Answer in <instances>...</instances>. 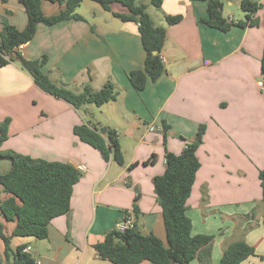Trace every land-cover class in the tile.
Returning <instances> with one entry per match:
<instances>
[{
  "label": "crops",
  "instance_id": "crops-1",
  "mask_svg": "<svg viewBox=\"0 0 264 264\" xmlns=\"http://www.w3.org/2000/svg\"><path fill=\"white\" fill-rule=\"evenodd\" d=\"M155 25L166 28L161 52L164 72L143 90L129 80V72L142 69L146 53L138 24L123 21L113 12H126L120 2L111 10L93 0L78 8L82 19L53 25L40 23L33 39L19 51L43 60L42 70L56 83L75 91L90 82L100 89L111 79L118 90L115 100L102 106L86 105L100 127L119 134L125 162L106 160L101 152L74 132L86 115L63 98L41 89L18 62L0 66V123L10 119L8 138L1 148L34 158L85 166L74 185L71 210L54 217L48 236H15L12 246L26 244L37 264H115L104 259L95 244L122 222L127 211L139 216L136 227L155 233L167 244L162 207L153 179L164 173L166 149L179 154L205 125L197 149L201 166L188 199L193 234H211L190 264H219L225 247L236 240L253 245L257 255L241 264H264V190L259 171L264 168V87L261 59L264 51V0L256 13L259 26H232L227 31L206 25L208 3L203 0H164L155 7L143 0ZM241 0H223V14L245 18ZM45 15L59 13L58 1L42 0ZM7 11H10L8 13ZM182 15L175 24L165 15ZM22 30L28 23L19 0H0L2 18ZM169 128L164 137V125ZM155 155V161H143ZM138 162L133 168L130 166ZM12 161L0 158V175ZM7 197L0 185V203ZM6 234L15 221L1 214ZM0 237V264H7ZM141 264H156L144 260Z\"/></svg>",
  "mask_w": 264,
  "mask_h": 264
},
{
  "label": "trees",
  "instance_id": "trees-1",
  "mask_svg": "<svg viewBox=\"0 0 264 264\" xmlns=\"http://www.w3.org/2000/svg\"><path fill=\"white\" fill-rule=\"evenodd\" d=\"M26 8L28 23L22 30L10 23L8 18H2L0 28V66L10 62H18L30 74L35 83L44 91L63 98L86 115V122L76 125L74 132L79 138L98 149L106 160H114L119 165L125 162L119 134L116 129L108 127L102 133L100 127L93 121L91 112L86 105L103 104L115 100L118 90L115 83L108 79L100 89H94L90 82L85 83L80 91H75L66 83H56L42 70L43 60H33L24 57L19 47L33 39L38 25L44 23L53 25L63 20L82 19L78 8L84 0H51L63 5L62 10L55 15H45L42 11V0H19ZM106 10H111V4L120 2L127 11L113 12V15L123 21H133L138 24L141 41L146 53L145 65L142 69L129 72V80L137 90H143L149 79L155 81L164 72L165 66L161 52L166 41V28L155 25L143 0H93ZM164 0H150L160 8ZM208 3V16L202 21L214 28L227 31L234 25L241 27L259 26L260 20L256 13L261 8L259 2L241 0L240 6L245 12V18L234 21L224 16L223 0H203ZM10 13V11H7ZM169 24L178 23L182 15H165ZM261 74L264 83V51L261 59ZM10 119L0 123V158L12 161V168L0 175V185L7 197L0 203V214L7 221H15L16 226L11 234H6L4 224L0 220V237L5 244V259L7 264H37V260L26 251V244L12 246L15 236H32L44 239L48 236V225L51 220L71 210V198L74 185L80 180L82 173L71 163L49 161L34 158L12 149H2V143L8 138ZM169 126L164 125V137ZM205 125H200L196 138L187 142L181 153L176 154L166 149V168L163 174L153 179L154 190L162 207V215L166 231L167 244L155 233H142L137 229L139 210L134 205L136 215L135 226L120 231L114 228L108 231L104 239L95 244L98 253L115 264H139L144 260L156 264H190L198 251L209 244L214 236L211 234H193L192 219L188 215V199L192 193L197 172L201 162L197 149L202 144ZM155 161V155L143 161L150 164ZM133 163L130 168L137 165ZM259 179L264 190V168L259 171ZM252 255H257L256 249L247 241L241 239L229 243L219 261V264H241ZM264 260V255H259Z\"/></svg>",
  "mask_w": 264,
  "mask_h": 264
},
{
  "label": "built area",
  "instance_id": "built-area-1",
  "mask_svg": "<svg viewBox=\"0 0 264 264\" xmlns=\"http://www.w3.org/2000/svg\"><path fill=\"white\" fill-rule=\"evenodd\" d=\"M258 84L261 87H264L263 81H259ZM79 169L83 170V169H85V166L81 165V166H79ZM135 223H136V215H135V213L133 211H127L124 220L122 222L118 223L116 228L118 230H120V231H124V230H127V229H130V228L134 227ZM139 264H141V263H139Z\"/></svg>",
  "mask_w": 264,
  "mask_h": 264
},
{
  "label": "water",
  "instance_id": "water-1",
  "mask_svg": "<svg viewBox=\"0 0 264 264\" xmlns=\"http://www.w3.org/2000/svg\"><path fill=\"white\" fill-rule=\"evenodd\" d=\"M106 130H107V127L104 126V127L101 128L100 131H101L102 133H105ZM176 264H181V263H180V262H177Z\"/></svg>",
  "mask_w": 264,
  "mask_h": 264
},
{
  "label": "rangeland",
  "instance_id": "rangeland-1",
  "mask_svg": "<svg viewBox=\"0 0 264 264\" xmlns=\"http://www.w3.org/2000/svg\"><path fill=\"white\" fill-rule=\"evenodd\" d=\"M156 7V6H155ZM158 8V7H157Z\"/></svg>",
  "mask_w": 264,
  "mask_h": 264
}]
</instances>
